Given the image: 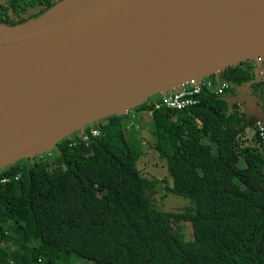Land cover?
I'll return each instance as SVG.
<instances>
[{
    "label": "trees",
    "instance_id": "obj_1",
    "mask_svg": "<svg viewBox=\"0 0 264 264\" xmlns=\"http://www.w3.org/2000/svg\"><path fill=\"white\" fill-rule=\"evenodd\" d=\"M20 2L0 0L1 24L36 18L14 21ZM253 72L246 61L220 75L235 87L253 81L261 98L264 82ZM230 93L203 94L180 111L155 96L86 126L87 140L60 141L50 162L41 154L0 170V264H264V135L240 104L229 107ZM142 113L150 114L149 144L133 126ZM248 130L253 145L241 141ZM144 147L165 162L171 186L137 169ZM161 184L189 206L155 208Z\"/></svg>",
    "mask_w": 264,
    "mask_h": 264
},
{
    "label": "water",
    "instance_id": "obj_2",
    "mask_svg": "<svg viewBox=\"0 0 264 264\" xmlns=\"http://www.w3.org/2000/svg\"><path fill=\"white\" fill-rule=\"evenodd\" d=\"M263 59L264 0H61L22 24L0 23V170ZM243 111L264 131L258 108Z\"/></svg>",
    "mask_w": 264,
    "mask_h": 264
},
{
    "label": "rangeland",
    "instance_id": "obj_3",
    "mask_svg": "<svg viewBox=\"0 0 264 264\" xmlns=\"http://www.w3.org/2000/svg\"><path fill=\"white\" fill-rule=\"evenodd\" d=\"M262 74H264V59L261 61L259 66ZM254 105L250 104V101H247V104L241 105L244 109V106H249L253 111L257 107L256 103ZM250 120L256 124L257 116L249 117ZM133 126H137L136 130L138 131V136L144 141V143H152L153 133L151 132L152 124L150 121V116L148 113H142L138 117ZM253 135L254 131H246L245 135L241 138V141L244 145H253ZM150 146V145H149ZM44 156V161L50 162L52 159L57 157L58 152L55 148H51L48 152L42 153ZM38 155L35 156L32 160H38ZM137 169L141 172L142 176L146 178H154L159 181H166L169 186H171V180L168 178L166 171L165 162L161 161L158 158V154L150 147L143 148V154L139 161L137 162ZM152 202L155 208L161 211L166 212H181L186 207L189 206L186 200L180 199L179 197L171 196L167 193L164 188V185L161 184L156 190V194L152 196ZM76 264H90L89 262L79 261Z\"/></svg>",
    "mask_w": 264,
    "mask_h": 264
},
{
    "label": "built area",
    "instance_id": "obj_4",
    "mask_svg": "<svg viewBox=\"0 0 264 264\" xmlns=\"http://www.w3.org/2000/svg\"><path fill=\"white\" fill-rule=\"evenodd\" d=\"M253 61H257V60H253ZM220 74L221 73L210 76L208 78H204L201 81H198L192 85H185L176 91H173L171 93L162 96L161 105L168 110L180 111L188 107H193L196 104H198L199 99L203 94L224 95L230 89V84L224 81ZM161 105H157L156 108H158ZM256 125L260 130L259 136L263 137L264 131L262 129V125L259 122H256ZM89 136L97 137L99 136V133L96 130L92 129L89 132ZM87 137L88 136L85 134H81L80 136L82 140H87ZM17 178L19 177L16 176L15 180ZM4 182L6 181L3 180L1 183Z\"/></svg>",
    "mask_w": 264,
    "mask_h": 264
},
{
    "label": "flooded vegetation",
    "instance_id": "obj_5",
    "mask_svg": "<svg viewBox=\"0 0 264 264\" xmlns=\"http://www.w3.org/2000/svg\"><path fill=\"white\" fill-rule=\"evenodd\" d=\"M60 2L61 0H33L31 3H25L24 0H21L20 6L21 10L17 12V15L12 17L14 21H24L28 17L40 16V12L47 7L49 3H55ZM23 8V9H22ZM3 19H5V16H2ZM259 61H251V64L254 66V81H256L258 84L261 82H264V75L262 74L260 68H259ZM261 64V62H260ZM253 84V81L246 82L245 84H242L240 87H235L230 84V96H238V98H242L245 104H247V101L249 97L256 98L255 103L257 104V107L259 109V113L264 118V94H262V97L260 98L258 95L260 94L259 91L256 93L258 95H253V88L251 85ZM261 90L264 91V86L261 87ZM241 106V105H240Z\"/></svg>",
    "mask_w": 264,
    "mask_h": 264
}]
</instances>
